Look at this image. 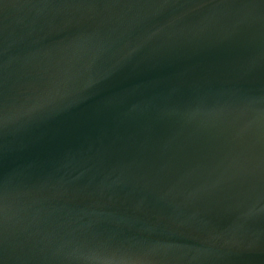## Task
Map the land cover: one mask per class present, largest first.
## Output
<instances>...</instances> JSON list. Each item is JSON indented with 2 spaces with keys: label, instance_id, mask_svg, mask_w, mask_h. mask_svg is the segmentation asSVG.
I'll list each match as a JSON object with an SVG mask.
<instances>
[{
  "label": "water",
  "instance_id": "1",
  "mask_svg": "<svg viewBox=\"0 0 264 264\" xmlns=\"http://www.w3.org/2000/svg\"><path fill=\"white\" fill-rule=\"evenodd\" d=\"M0 264H264V0H0Z\"/></svg>",
  "mask_w": 264,
  "mask_h": 264
}]
</instances>
